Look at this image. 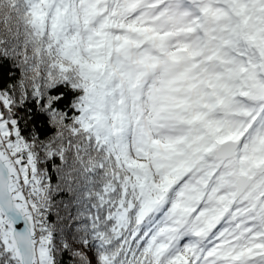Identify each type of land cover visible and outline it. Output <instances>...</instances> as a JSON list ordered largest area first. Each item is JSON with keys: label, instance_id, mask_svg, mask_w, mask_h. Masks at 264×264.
<instances>
[{"label": "snow or ice", "instance_id": "6c2138e0", "mask_svg": "<svg viewBox=\"0 0 264 264\" xmlns=\"http://www.w3.org/2000/svg\"><path fill=\"white\" fill-rule=\"evenodd\" d=\"M65 254L264 264V0H0V264Z\"/></svg>", "mask_w": 264, "mask_h": 264}, {"label": "trees", "instance_id": "16d2710c", "mask_svg": "<svg viewBox=\"0 0 264 264\" xmlns=\"http://www.w3.org/2000/svg\"><path fill=\"white\" fill-rule=\"evenodd\" d=\"M41 131H42V133H44V134H48V132H49L50 130H48L47 128H42ZM63 259H64L66 262H69V256H68V254H65L64 257H63ZM69 264H70V262H69Z\"/></svg>", "mask_w": 264, "mask_h": 264}]
</instances>
